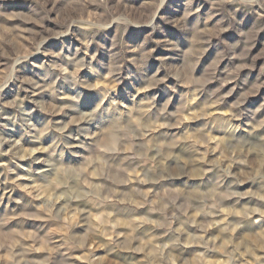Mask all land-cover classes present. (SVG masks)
<instances>
[{"label": "clouds", "instance_id": "1", "mask_svg": "<svg viewBox=\"0 0 264 264\" xmlns=\"http://www.w3.org/2000/svg\"><path fill=\"white\" fill-rule=\"evenodd\" d=\"M182 2L178 19L160 13L169 0L139 6L135 0H35L38 7L28 11H9L0 2V23L23 22L5 26L0 36L5 57L0 93L10 85L19 89L11 103H0V121L19 124L24 134L10 141L0 133V156L9 157L0 163V176L29 194L51 195L52 204L42 211L64 202L57 214L44 217L24 205L27 218L59 221L65 209L79 217L76 224L58 226L59 239L37 230L5 232L7 221L0 222L7 253L0 259L75 264L74 250L97 243L111 244L110 252L143 249L142 264H264V224L259 223L264 220V119L244 107L264 81L258 78L220 107L235 90L223 93L224 85L236 80L240 69L255 68L259 57L249 63L248 52L264 33V0H207L215 9L207 19L197 15V0ZM53 15L57 27L45 23ZM213 16L219 18L210 24ZM142 25L147 29L142 38H130V26ZM166 25L177 35H169ZM25 32L29 44L17 46ZM193 34L197 50L185 51L184 41ZM232 36L240 39L233 42ZM7 44L11 51L3 47ZM209 49L216 56H209L212 63L204 69L201 59ZM225 58L240 64L221 77L216 69ZM93 79L102 80L103 87L98 102L82 115L84 90L93 89ZM133 88L155 91L137 97ZM5 107L15 114H4ZM185 119L201 123L183 127ZM71 125L77 127L69 131ZM7 127L0 123V130ZM25 136L33 145L28 150L21 144ZM5 143L11 145L7 152ZM34 165L42 167L35 171ZM15 169H24L27 175L16 180H28L29 186L7 179ZM245 184L249 187L242 190ZM101 237L114 238L105 244ZM29 239L32 243H25ZM41 240L48 255L31 258ZM89 257L92 253L81 259L100 264Z\"/></svg>", "mask_w": 264, "mask_h": 264}, {"label": "rangeland", "instance_id": "2", "mask_svg": "<svg viewBox=\"0 0 264 264\" xmlns=\"http://www.w3.org/2000/svg\"><path fill=\"white\" fill-rule=\"evenodd\" d=\"M4 4V6L9 11H28L30 7H38V5L35 4V0H0ZM146 0H135V5L139 6L140 4L145 3ZM153 0H147V3L151 4ZM200 5H203L200 7ZM183 2L182 0H169V4L165 6V8L160 10L161 14H168L172 18L178 19L180 15L183 14ZM196 7H199V12L197 15H202L205 19L208 18L210 11H215V9H212V5L207 2V0H197ZM227 7V6H226ZM219 17L213 16L212 20L209 21L211 24ZM189 19H193V17H189ZM22 21L19 20H7L3 23H0V36L4 33L5 26L12 27L15 25L22 24ZM46 25L51 27H57V25L54 23V15L53 19H50L49 21L45 22ZM24 27L27 28H35V25L31 24H25ZM166 28L169 29V35L175 36L177 35L176 30L172 28L171 25H166ZM147 31L145 26H141L139 28L135 26H130L129 28V37L132 39H141L143 34ZM115 34V33H113ZM29 33L25 32L23 34V38H17V46L20 44L27 47L29 44ZM228 35V34H225ZM240 38L238 36H232L233 42H237ZM196 40L197 37L193 34L188 37L184 43L187 45L185 48V51H188L189 49L196 51ZM52 42L49 41V44ZM215 43V40L213 41ZM0 44H3V41L0 40ZM4 48L11 51L12 45L7 44L3 45ZM240 50H243V46L241 45ZM264 52V33L261 34V39L256 43V47H253L248 52L249 60L248 62L251 63L252 57H259L255 60V68L249 69V68H242L240 69L238 73V78L228 84H225L222 92L227 93L228 91L235 88L234 91H232V94L230 96H226L224 105H221V109H223L226 105L234 102L236 98L239 97V95L242 93V91H247L253 84L257 83L258 78L260 81H264V75L261 74V69L264 68V55H261V53ZM209 56L212 57V59L216 56V51L213 49H209L208 53H205L204 57L201 59V64H203L204 69H207L208 66L212 63V60L209 59ZM5 57L0 55V64L4 61ZM34 59V58H30ZM240 61L238 60H229L228 58L223 59L220 64L218 65L216 71L217 74L221 77L224 75H227L229 72L233 71L237 67H239ZM83 75V74H82ZM94 85L93 89L88 90L85 89L84 91L87 92V95L84 98L83 101V107L81 108V114L87 115V113L90 111L89 106H95L97 101V96L100 93L101 88L103 87L102 80L99 79H93L91 81ZM216 85H210L209 87H215ZM129 87H132L129 85ZM19 89L15 85H10L9 88L4 89L3 93H0V96L3 97V100L0 101V103H11L12 100L16 98L17 92ZM134 94L137 97H143V96H149L154 92L155 90H149L148 92L139 91L136 92L135 88H133ZM21 96L24 95V93H20ZM25 105L28 108L33 107V105L29 104L28 101H25ZM245 108L249 109L252 113L256 115L257 120L264 119V87L260 88L259 91L255 95H250L247 97V102L244 105ZM259 109V112L256 110ZM170 110H175L170 106ZM4 114H15V109L5 107L3 109ZM35 115V114H34ZM0 123L8 124L9 127L4 128L0 130V133L4 135V138L6 140L15 141L20 140V138L24 135L23 130L19 126V124L12 125L11 121H0ZM201 123V121H189L187 119L184 120L183 127H188L190 125ZM77 125H71L69 128V131H73ZM172 131H176V129H173ZM264 131V130H262ZM47 139V138H45ZM21 144L23 145L25 150H28L30 147H32V142L29 137H24V139L21 141ZM11 145L8 143H5L3 145L2 150L7 152ZM37 155H41L37 153ZM9 161V157L7 155L0 156V163H7ZM20 163L27 165L28 161H20ZM9 167L15 168L14 165L10 164ZM42 166L34 165L33 169L35 171H38L39 168ZM3 171V168H0V172ZM27 175V173L24 171V169H15V175L9 174L7 179L9 181H16L17 183L23 184L25 186H29L28 180H16L17 176H24ZM5 177L0 176V222L7 221L3 225V230L5 232H9L12 230H19L22 229L25 232H32L33 230L39 231V234L41 236L45 235L46 233H53V237L55 239H59V237L62 235L59 231H56L59 225L66 224L70 220L73 222V224H76L79 221V217H77L74 213L69 212L67 209L64 210L62 219L59 221L54 219H43V218H36V219H29L26 216L22 215V212L24 211V205L28 206V211L30 212H39L41 217L49 216V215H55L57 214L60 209L63 206L62 200H57L56 203L48 210V211H42V207L44 204H52V196L46 195L45 193H31L29 194L26 191H21L19 188H14V185L9 183H4ZM249 187V185H241L240 188L242 190H246ZM11 190V191H10ZM35 197V199H33ZM20 199L22 200L21 204H17L16 201ZM243 203V201H242ZM139 212H143V209L138 210ZM253 220L256 219V217L252 218ZM95 222V218H94ZM260 224H264V220H260ZM252 228H257L258 225H252ZM73 231L78 233H83L84 228L82 227H74ZM119 233H126L129 231V229L126 228H118L115 230ZM114 237H108L99 238L101 242L105 244H109V241L113 239ZM120 241L124 240V236L121 235L118 237ZM25 243L31 244V239L26 240ZM8 244H11V240L8 241ZM5 242L3 239V236H0V254H3L4 257H6V249H5ZM134 246H136L134 244ZM111 248V244H109L108 248L100 247L97 243H90L86 246V248L83 249H76L73 252L75 264H85V261L81 259L82 256H87L88 253H92L91 258H97L100 261V264H109L110 261L119 260L121 261V264H127L128 261H138L143 262L144 259V250L140 249L134 252L131 251H121L117 250L114 252H110L109 249ZM186 252H192L193 249L186 248ZM48 253L43 248V240H41L39 245L35 246V251H33L30 256L31 258L40 260L43 259L45 256H47ZM0 264H8V260L0 259Z\"/></svg>", "mask_w": 264, "mask_h": 264}]
</instances>
